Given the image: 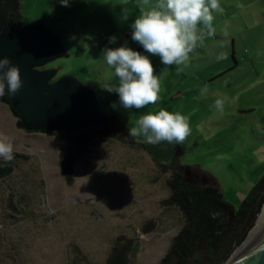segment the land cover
<instances>
[{
	"label": "rangeland",
	"instance_id": "1",
	"mask_svg": "<svg viewBox=\"0 0 264 264\" xmlns=\"http://www.w3.org/2000/svg\"><path fill=\"white\" fill-rule=\"evenodd\" d=\"M245 1L220 0L214 34L199 25L204 37L187 67L150 57L161 91L156 103L139 110L111 107L118 94L101 86L118 85V78L102 52L125 42L141 47L130 25L156 0H69L67 7L60 0H20V22L44 19L69 52L48 65L58 68L57 77L72 74L94 87L102 113L114 114L127 132L142 115L161 109L190 117L192 132L180 145L178 164L190 168L186 176L197 184L218 186L237 208L264 174V0L242 7ZM4 139L27 157L0 180V264H108L119 235L136 242L128 264H155L184 223L178 207L162 203L171 193V170L145 148L98 141L79 157L67 182L54 136L19 126L6 100L0 101Z\"/></svg>",
	"mask_w": 264,
	"mask_h": 264
},
{
	"label": "clouds",
	"instance_id": "2",
	"mask_svg": "<svg viewBox=\"0 0 264 264\" xmlns=\"http://www.w3.org/2000/svg\"><path fill=\"white\" fill-rule=\"evenodd\" d=\"M148 2L142 0V4ZM60 3L61 6H69V0H60ZM221 10L220 0H156L149 10L144 11L142 7L141 15L130 25L131 39L147 54L128 47L127 42L120 47L105 48L102 52L107 65L114 69L118 78V85L105 82L101 86L109 93L118 94V104L113 102L111 107L139 110L156 103L161 82L150 57H159L160 63L165 66L187 67L190 53L204 37L199 25L207 29V35H213V12ZM116 40V36H111L109 43ZM22 84L19 68L6 57L0 59V97L5 96L6 87L7 92L14 96ZM215 107L222 111L224 102L217 99ZM191 132L190 117L164 109L142 115L136 126L128 130L129 135L143 137L146 143L159 145L165 151L168 146L175 148L183 144ZM13 153V143L0 140V158L6 163L11 162Z\"/></svg>",
	"mask_w": 264,
	"mask_h": 264
},
{
	"label": "trees",
	"instance_id": "3",
	"mask_svg": "<svg viewBox=\"0 0 264 264\" xmlns=\"http://www.w3.org/2000/svg\"><path fill=\"white\" fill-rule=\"evenodd\" d=\"M20 18V0H0V31L13 24L14 27L19 26ZM0 101H5L4 96L0 97ZM17 124L22 127L18 118ZM50 133L54 136L58 162L67 182L73 180L74 165L79 157L98 141L112 138L132 148H145L144 141L129 135L116 116L99 126L84 127L74 134ZM13 154L11 162L6 163L0 158V180L11 174L17 159L27 157L22 153ZM157 163L172 172L168 179L171 193L162 203L178 207L184 223L155 264H222L253 228L264 201V174L235 208L224 199L218 186L197 184L192 179H185L183 170ZM184 169L191 172L189 167ZM135 244L134 239H127L124 235L116 237L107 263L128 264L129 255L137 249Z\"/></svg>",
	"mask_w": 264,
	"mask_h": 264
},
{
	"label": "water",
	"instance_id": "4",
	"mask_svg": "<svg viewBox=\"0 0 264 264\" xmlns=\"http://www.w3.org/2000/svg\"><path fill=\"white\" fill-rule=\"evenodd\" d=\"M0 31V59L8 58L19 68L21 89L4 96L26 131L74 134L89 126H99L115 117L106 116L97 103L94 87L83 84L75 75H57L58 68L45 67L52 61L68 57L61 37L51 31L42 18H35ZM144 54L142 47L132 48ZM145 149L159 163L183 170L178 164L180 145L161 146L144 142ZM236 264H264V226Z\"/></svg>",
	"mask_w": 264,
	"mask_h": 264
},
{
	"label": "bare ground",
	"instance_id": "5",
	"mask_svg": "<svg viewBox=\"0 0 264 264\" xmlns=\"http://www.w3.org/2000/svg\"><path fill=\"white\" fill-rule=\"evenodd\" d=\"M253 226L254 227L252 228L251 232L248 233L245 240L241 243L237 250L233 251V254L231 253L232 255L226 260L224 264H236L243 253L247 250L258 231L264 226V205Z\"/></svg>",
	"mask_w": 264,
	"mask_h": 264
},
{
	"label": "flooded vegetation",
	"instance_id": "6",
	"mask_svg": "<svg viewBox=\"0 0 264 264\" xmlns=\"http://www.w3.org/2000/svg\"><path fill=\"white\" fill-rule=\"evenodd\" d=\"M45 67H50V65H46ZM57 77V75L54 77V78H56ZM191 174V172H189V171H187L186 169H183V177L185 178V179H187V180H191L192 178H190L189 176H186V175H190ZM192 180H194V179H192Z\"/></svg>",
	"mask_w": 264,
	"mask_h": 264
},
{
	"label": "crops",
	"instance_id": "7",
	"mask_svg": "<svg viewBox=\"0 0 264 264\" xmlns=\"http://www.w3.org/2000/svg\"><path fill=\"white\" fill-rule=\"evenodd\" d=\"M253 1H256V0H246L243 4H242V7H245V6H247L250 2H253ZM230 6L232 5V4H229ZM232 56H234V54H232ZM234 59H235V57H234ZM161 259V258H160ZM2 264V263H1ZM23 264V263H22Z\"/></svg>",
	"mask_w": 264,
	"mask_h": 264
}]
</instances>
